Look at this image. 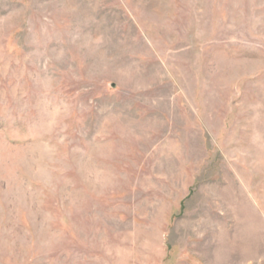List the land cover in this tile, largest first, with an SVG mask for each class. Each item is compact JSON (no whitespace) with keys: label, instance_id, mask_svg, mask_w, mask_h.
I'll use <instances>...</instances> for the list:
<instances>
[{"label":"rangeland","instance_id":"rangeland-1","mask_svg":"<svg viewBox=\"0 0 264 264\" xmlns=\"http://www.w3.org/2000/svg\"><path fill=\"white\" fill-rule=\"evenodd\" d=\"M0 264H264V0H0Z\"/></svg>","mask_w":264,"mask_h":264}]
</instances>
